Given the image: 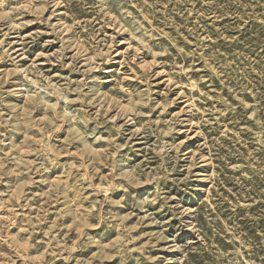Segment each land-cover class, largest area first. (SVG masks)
I'll use <instances>...</instances> for the list:
<instances>
[{"label":"rangeland","instance_id":"374dc122","mask_svg":"<svg viewBox=\"0 0 264 264\" xmlns=\"http://www.w3.org/2000/svg\"><path fill=\"white\" fill-rule=\"evenodd\" d=\"M0 264H264V0H0Z\"/></svg>","mask_w":264,"mask_h":264}]
</instances>
